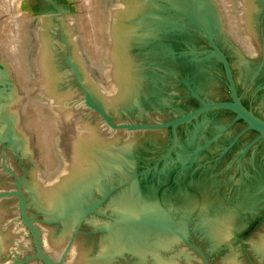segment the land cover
<instances>
[{"label": "water", "instance_id": "95a60500", "mask_svg": "<svg viewBox=\"0 0 264 264\" xmlns=\"http://www.w3.org/2000/svg\"><path fill=\"white\" fill-rule=\"evenodd\" d=\"M101 11L100 72L61 0H38L27 95L0 58V264H219L204 203L264 223V0H233L235 35L218 0ZM27 98L57 133L49 177Z\"/></svg>", "mask_w": 264, "mask_h": 264}, {"label": "rangeland", "instance_id": "374dc122", "mask_svg": "<svg viewBox=\"0 0 264 264\" xmlns=\"http://www.w3.org/2000/svg\"><path fill=\"white\" fill-rule=\"evenodd\" d=\"M67 1V0H66ZM100 1V0H99ZM3 2H4V4H3ZM12 2V3H11ZM14 2V3H13ZM27 2V0H0V40L2 39V40H4V41H0V58H6L7 60H8V64H9V67H10V70H11V73H12V75H13V77H14V79H15V81H16V83H17V85H18V87H19V89L21 90V92L24 94V95H27L28 93H29V87H27V86H24L25 84H28L29 83V73H28V66L26 67V71H27V74H26V76L27 77H25L24 78V76H23V78H20L19 76H17L18 75V72H16V69L14 68V66H13V62H12V60H11V58H10V56L8 55V52H6V51H3L2 49L4 48V43H5V41H6V39H7V42H9V41H11L12 42V39L13 40H17V39H19V38H17V39H15L14 38V36H12V37H8L7 36V34H13L14 33V24H15V22L13 23V14L14 15H18V13H20L19 11H23V14H22V16L24 15V16H27V18H29L28 19V23H27V34H28V41H29V46H28V48H26V54H25V61H26V65H27V54H28V52H29V50H30V48H31V45H32V26H33V24H34V22L36 21V18H37V15H38V13H37V5H36V3H34L33 1H32V3L31 2H28V3H26ZM102 2V3H101ZM218 2L220 3V6H221V9H222V11H223V13H226L225 12V9H224V7H223V2H222V0H218ZM231 2H233V0H231ZM8 3V4H7ZM99 3V2H98ZM85 4V5H84ZM87 4V5H86ZM95 6L96 4H95V0H69V1H67V4L66 5H68L69 6V9L72 11V12H75L76 13V17H75V26H76V31H77V35H78V39H79V42H80V45H81V48H82V50H83V53H84V55H85V57H86V59H87V61H88V63H89V65H90V67H91V69L94 71V72H100L101 71V65H100V62H99V58H100V56H98V55H100L101 54V52H102V49H103V44H104V41H103V38H102V35H101V33H99V28H97V25L95 24V19L93 18V16H94V10L96 9V8H101L102 9V5L101 4H103V1L101 0L100 1V4H97V5H99V6H97V7H94L93 5ZM8 5V6H7ZM12 5L14 6V7H12ZM87 6V7H86ZM12 8H14V9H12ZM91 8V9H90ZM95 8V9H94ZM94 9V10H93ZM100 9V10H101ZM10 10V11H9ZM12 10V11H11ZM13 10H14V12H13ZM96 11V10H95ZM7 12H8V14H7ZM10 13V14H9ZM91 13H93V15L91 14ZM231 13H232V4H231ZM87 14H88V16H87ZM101 17H100V21H98V22H96L97 24H99L100 22H101V25H102V23H103V19H105L104 18V15H103V13H102V11H101ZM233 15V14H232ZM23 16V17H24ZM31 16H33V18L31 17ZM36 16V17H35ZM224 16H226L225 17V19H226V22H227V26L229 25V23H228V18H227V13L226 14H224ZM79 17V18H78ZM26 18V17H25ZM88 18V19H87ZM11 19V20H10ZM6 22H8V23H6ZM11 22V23H10ZM80 22V23H79ZM83 22V23H82ZM94 22V23H93ZM10 23V24H9ZM82 24V25H81ZM100 25V24H99ZM12 26V27H11ZM93 26V27H92ZM97 28V32H98V34H100V36L98 35V41H99V43H95L94 44V42H95V40H94V33H95V28ZM100 28H101V26H100ZM230 28V26H228V29ZM1 29H3V30H1ZM91 29V30H90ZM99 30V31H98ZM230 30V29H229ZM9 31V32H8ZM16 31V30H15ZM11 32V33H10ZM233 32V35H235L234 33L236 32V31H232ZM86 33V34H85ZM229 33H231L230 31H229ZM4 37H3V36ZM84 35H86V37L84 36ZM92 35V36H91ZM232 35V34H231ZM102 38V39H101ZM90 40V41H89ZM103 43H102V42ZM1 42H2V44H1ZM96 42H97V40H96ZM87 43V44H86ZM97 44L99 45V47L97 46ZM1 45H2V47H1ZM28 45V44H27ZM96 45V46H95ZM101 45H103V46H101ZM88 46V47H87ZM22 49V48H21ZM95 49H96V51H95ZM97 51H98V53H97ZM96 52V53H95ZM5 55H7V56H5ZM9 56V57H8ZM94 56V57H93ZM21 57V56H20ZM97 60H98V62H97ZM97 65H100L99 67L97 66ZM20 78V79H19ZM28 80V81H27ZM26 81V82H25ZM23 85V87H22V85ZM25 90V91H24ZM28 92V93H27ZM29 99H31V100H29ZM27 100L29 101V102H27ZM33 100V101H32ZM37 99H34V98H27V99H25L24 101H23V103H22V105H21V116H22V122H23V125H24V127H25V129L27 130V131H29V132H31L32 134H33V136H34V147H35V154H36V157H37V160H38V163H39V166H40V169H41V173H42V176L43 177H49L50 176V174H53L54 172H55V170H57L56 168H58V165H57V162H58V159L56 158V156H55V154H54V152H53V148H52V144H53V140H54V138H55V136H56V131H55V129L54 128H52L51 130H53V131H51L52 133L50 134V141L48 140V144L49 143H51V144H49V147L51 148V152H52V154L54 155V158L53 159H55L54 160V162L55 161H57L55 164L57 165H55L54 164V166L55 167H52V170H48L47 169V166H46V164H45V162H44V160H43V157L41 156V149H40V146L37 144V133H36V131L34 130V128H33V126L31 127V125L28 123V119L26 118V117H30V114L28 115V113H31V112H29L28 111V108H27V103H31V102H35L36 104H37V107L36 108H38L37 110H38V112H39V116H41V117H43V118H45V119H49L51 122L53 121L52 120V118H50V117H48L47 115H45L44 114V112L41 110L42 108L40 107L41 105H39V104H41L40 103V101H38ZM26 106H25V105ZM39 107L41 108V109H39ZM26 108V109H25ZM24 109L25 110H27V111H24ZM42 111V115H40L41 112ZM26 114V115H25ZM45 117H44V116ZM36 133V134H35ZM51 135H52V141H51ZM37 144V145H36ZM50 148H49V151H50ZM45 164V165H44ZM48 170L47 171V173L49 172V175H47V173H46V170ZM55 169V170H54ZM53 170H54V172H53ZM52 171V172H51ZM44 172L46 173V174H44ZM51 172V173H50Z\"/></svg>", "mask_w": 264, "mask_h": 264}, {"label": "clouds", "instance_id": "9594fccd", "mask_svg": "<svg viewBox=\"0 0 264 264\" xmlns=\"http://www.w3.org/2000/svg\"><path fill=\"white\" fill-rule=\"evenodd\" d=\"M195 219L219 264H264V223L242 225L234 212H220L211 203H204Z\"/></svg>", "mask_w": 264, "mask_h": 264}, {"label": "bare ground", "instance_id": "6f19581e", "mask_svg": "<svg viewBox=\"0 0 264 264\" xmlns=\"http://www.w3.org/2000/svg\"><path fill=\"white\" fill-rule=\"evenodd\" d=\"M5 1V0H4ZM8 1V0H7ZM32 1L34 2V3H36V5L38 6V0H27V2L26 3H28V2H31L32 3ZM67 1H69V0H67ZM67 1L66 0H61V5H66L67 4ZM87 1V0H86ZM101 1V0H100ZM100 1L99 0H95V6L94 7H97V6H99V5H97V4H100ZM103 1V0H102ZM220 1V0H219ZM99 2V3H98ZM222 4H223V7H224V9H225V12L227 13V18H228V23H229V25L228 26H230V34H232L233 35V32L232 31H237V27H236V24H235V20H234V17H233V15H232V13H231V4L233 3V2H231V0H222ZM12 3V2H11ZM14 3V2H13ZM102 3V2H101ZM3 4H4V2H3ZM8 4V3H7ZM220 4V3H219ZM85 5V4H84ZM87 5V4H86ZM102 5V4H101ZM8 6V5H7ZM12 7H14L13 5H12ZM87 7V6H86ZM12 9H14V8H12ZM91 9V8H90ZM95 9V8H94ZM93 9V10H94ZM101 8H96L95 10H94V16H93V18L95 19V24L97 25V28H99V30H100V26H101V22L99 23V24H97L96 22H98V21H100L99 19H100V17H101V10H100ZM10 11V10H9ZM12 11V10H11ZM13 12H14V10H13ZM20 13H18V15L16 16V15H14L13 14V23L15 22V26H14V29L16 30H14V33L13 34H7V36L8 37H12V36H14V38L15 39H17V38H19V39H17V40H13L12 39V42L11 41H9V42H7V39H6V41H5V43L3 44L4 45V48L2 47V45H1V47L3 48L2 50L3 51H6V52H8V55L10 56V58H11V60H12V62H13V66H14V68L16 69V72H18V75L17 76H19L20 78H23V76H24V78L25 77H27L26 76V74H27V71H26V67H27V65H26V61H25V54L27 53L26 52V48H28V46L30 45L29 44V41H28V34H27V23H28V19L29 18H27V16H22V14H23V11H19ZM37 13H38V7H37ZM226 13H224V14H226ZM7 14H8V12H7ZM10 14V13H9ZM92 15H93V13H91ZM87 16H88V14H87ZM26 17V18H25ZM32 18H33V16H31ZM36 17V16H35ZM103 17V16H102ZM101 17V18H102ZM226 17V16H225ZM79 18V17H78ZM88 19V18H87ZM11 20V19H10ZM30 20V19H29ZM104 20V19H103ZM6 23H8V22H6ZM11 23V22H10ZM9 23V24H10ZM80 23V22H79ZM83 23V22H82ZM94 23V22H93ZM82 25V24H81ZM227 26V27H228ZM1 27V26H0ZM12 27V26H11ZM93 27V26H92ZM95 28V27H94ZM97 28H95V33H94V40H95V42H94V44L95 43H99V41H98V35L100 36V34H98V32H97ZM1 30H3V29H1ZM91 30V29H90ZM98 30V31H99ZM9 32V31H8ZM11 33V32H10ZM99 33H101L100 31H99ZM86 34V33H85ZM234 34H236V32L234 33ZM3 36V35H2ZM85 37H86V35H84ZM92 36V35H91ZM4 37V36H3ZM87 38V37H86ZM102 39V38H101ZM2 40V39H1ZM0 40V41H1ZM96 40H97V42H96ZM2 41H4V40H2ZM90 41V40H89ZM102 42V41H101ZM103 43V42H102ZM1 44H2V42H1ZM28 44V45H27ZM87 44V43H86ZM104 45V44H103ZM103 45H101V46H103ZM96 46V45H95ZM97 46L99 47V45L97 44ZM88 47V46H87ZM104 47V46H103ZM22 48V49H21ZM95 51H96V49H95ZM96 53V52H95ZM97 53H98V51H97ZM5 56H7V55H5ZM8 56V57H9ZM21 56V57H20ZM98 56H100V55H98ZM94 57V56H93ZM97 62H98V60H97ZM98 67L100 66V65H97ZM19 78V79H20ZM28 81V80H27ZM26 82V81H25ZM22 85V84H21ZM22 87H23V85H22ZM25 91V90H24ZM28 93V92H27ZM29 100H31V99H29ZM33 101V100H32ZM27 102H29L28 100H27ZM38 102V101H37ZM39 103V102H38ZM37 103V104H38ZM37 104L35 103V102H31V103H27V108H28V111L29 112H31V113H28V115L30 114V117L28 116V117H26L29 121H28V123L31 125V127L33 126V128H34V130L36 131V133H37V144L40 146V149H41V156L43 157V160H44V162H45V164H46V166H47V169L48 170H52V167H55L54 166V164L57 162V161H55L54 162V160L55 159H53L54 158V155L52 154V152H51V146L49 147V144H51V143H49L48 144V140L50 139V134L52 133L51 131H53V130H51L52 128H54V126H53V121L51 122L49 119H45V118H43V117H41V116H39V112H38V108H36L37 107ZM25 105V104H24ZM39 105H41V104H39ZM26 106V105H25ZM41 107V106H40ZM39 107V109H41ZM26 109V108H25ZM24 109V111H27V110H25ZM42 110V109H41ZM22 113V112H21ZM41 114L40 115H42V111L40 112ZM26 115V114H25ZM30 131V130H29ZM35 133V134H36ZM50 141V140H49ZM51 141H52V135H51ZM36 144V145H37ZM49 148H50V151H49ZM44 164V165H45ZM56 165V164H55ZM57 165H58V162H57ZM56 165V166H57ZM57 169V168H56ZM46 170V169H45ZM48 170H46V173H47V171ZM55 170V169H54ZM54 170H53V172H54ZM56 171V170H55ZM52 172V171H51ZM50 172V173H51ZM45 172H44V174H46ZM47 175H49V172L47 173ZM51 175V174H50Z\"/></svg>", "mask_w": 264, "mask_h": 264}, {"label": "flooded vegetation", "instance_id": "af4514ba", "mask_svg": "<svg viewBox=\"0 0 264 264\" xmlns=\"http://www.w3.org/2000/svg\"><path fill=\"white\" fill-rule=\"evenodd\" d=\"M237 91H238V90H237ZM227 100H229V98H228ZM241 102H242V100H241ZM242 104H243V103H242ZM198 105H199V103H198V101H197V105H196L195 107H197ZM243 105H244V104H243ZM244 106H245V105H244ZM195 107H194V108H195ZM245 107H246V106H245ZM246 108H247V107H246ZM192 109H193V108H192ZM223 112H224V111H223ZM226 112H227V111H226ZM228 113H230V114L232 115V117H231V119H232L234 115H233L231 112H228ZM253 113H254V112H253ZM183 114H184V113H183ZM254 114H255V113H254ZM255 115H256V114H255ZM257 116H258V115H257ZM258 117H259V116H258ZM260 118H261V117H260ZM231 119H230V120H231ZM230 120H229V121H230ZM229 121H228V122H229ZM239 121H241V122L244 124V122H243L242 120H239ZM228 122H227V123H228ZM226 125H227V124H226ZM233 126H234V125H233ZM244 126H245V124H244ZM224 128H225V127H224ZM224 128H223V129H224ZM230 129H231V128H230ZM230 129H229V130H230ZM243 129H244V127H243L240 131H242ZM229 130H228V131H229ZM228 131H226V132H228ZM226 132H223L222 134H224V133H226ZM239 133H240V132H239ZM239 133H238V134H239ZM255 133H256V132H255ZM222 134H221V135H222ZM238 134H237V135H238ZM243 134H244V133H243ZM256 134H257V133H256ZM221 135H219V136H221ZM237 135H236V136H237ZM256 136H257V135H256ZM256 136H255V137H256ZM239 137H240V136H239ZM252 141H253V140H252ZM252 141H251V142H252ZM251 142H250V143H251ZM258 143H261V142H257V143H255V144H258ZM226 148H227V147H226ZM226 148H225V149H226ZM222 152H223V151H222ZM222 152L220 153V155L222 154ZM225 154H226V153H225ZM220 155H219V156H220ZM219 156H218V158H217L218 160L221 159V157H219Z\"/></svg>", "mask_w": 264, "mask_h": 264}]
</instances>
